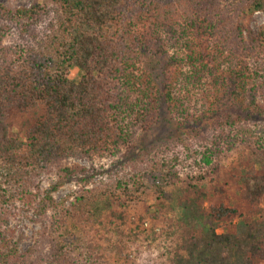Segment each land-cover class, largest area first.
<instances>
[{
  "label": "trees",
  "instance_id": "obj_1",
  "mask_svg": "<svg viewBox=\"0 0 264 264\" xmlns=\"http://www.w3.org/2000/svg\"><path fill=\"white\" fill-rule=\"evenodd\" d=\"M255 11L264 0L0 1V264H134L139 241L154 264H264ZM162 114L175 130L148 144Z\"/></svg>",
  "mask_w": 264,
  "mask_h": 264
},
{
  "label": "rangeland",
  "instance_id": "obj_2",
  "mask_svg": "<svg viewBox=\"0 0 264 264\" xmlns=\"http://www.w3.org/2000/svg\"><path fill=\"white\" fill-rule=\"evenodd\" d=\"M0 1L11 8H16V7L23 6V5H30L32 0H0ZM37 1H43V0H37ZM252 23H255L258 25L264 24V11H255L252 15ZM143 64H144V67H146L148 70L152 72L158 71L160 67V63H158L157 58L150 57L149 55H145L143 57ZM72 75L76 78H79V71L77 68L72 69ZM160 120L162 121L161 125L156 124L154 128L147 131L146 142L148 144L157 143L160 139L166 138L167 135L171 134L172 131L175 130V125L173 121H170L167 115L164 116V114H162V116L160 117ZM109 165L110 164H107V166ZM102 177L106 178V175L97 174L95 176V179H100ZM74 188H75V185L73 183H66L60 188L58 192L55 193V197L57 199H60L61 197H64L65 195L70 193ZM177 194H178V191H176L175 189L170 191V193H168L169 196L165 201V210L163 209L164 213L168 212L166 216H168V218H171V219H175L173 215L176 212L174 208H176ZM147 202H148V205L151 204L152 209H155V208L158 209L159 206L161 205L158 201L157 202L152 201V198L147 199ZM143 207L144 205L141 204L137 206L136 209L129 210L128 212L129 213L128 215L130 216L129 218L134 217L135 221H138L137 216L140 215L141 213L143 214L142 212ZM33 216L34 215L30 213V216L23 217L21 219V222L17 225L16 228L15 226H13L17 230L16 235L18 233L24 234L23 238L19 237L21 240L18 245L19 247H21V249H26L30 247L33 244L32 237H34L36 231L40 230V224L31 219V217ZM145 218H146L145 222L148 223L147 224L148 226L146 227L152 226L153 224H157V226H159L160 224L155 220H150L148 216H145ZM160 218L161 220H163V217H160ZM239 219L240 218H236L233 221L237 222ZM222 230L225 231L226 228ZM145 233L148 234L147 232ZM137 243H139V250H136L135 246L133 245V248L131 249V256H130V259L134 261V264H154V259H156L157 254L159 253L156 250V248L158 247H155V246L150 247L146 244V242H143V241H139Z\"/></svg>",
  "mask_w": 264,
  "mask_h": 264
}]
</instances>
